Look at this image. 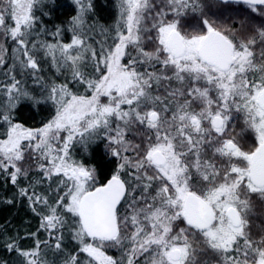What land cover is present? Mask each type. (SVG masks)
Listing matches in <instances>:
<instances>
[{
    "label": "snow or ice",
    "instance_id": "snow-or-ice-1",
    "mask_svg": "<svg viewBox=\"0 0 264 264\" xmlns=\"http://www.w3.org/2000/svg\"><path fill=\"white\" fill-rule=\"evenodd\" d=\"M5 205L0 264H264V0H0Z\"/></svg>",
    "mask_w": 264,
    "mask_h": 264
},
{
    "label": "trees",
    "instance_id": "trees-1",
    "mask_svg": "<svg viewBox=\"0 0 264 264\" xmlns=\"http://www.w3.org/2000/svg\"><path fill=\"white\" fill-rule=\"evenodd\" d=\"M105 18H109L108 13L103 14ZM67 17L61 16L60 20L63 21ZM30 214L27 209L23 206L10 207V206H0V223L5 222L6 220H11L12 223L18 227L22 226L26 220H29ZM33 226L35 225V220H32Z\"/></svg>",
    "mask_w": 264,
    "mask_h": 264
}]
</instances>
